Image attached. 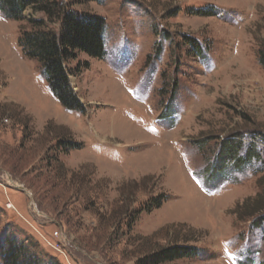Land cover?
Wrapping results in <instances>:
<instances>
[{"label": "rangeland", "instance_id": "1", "mask_svg": "<svg viewBox=\"0 0 264 264\" xmlns=\"http://www.w3.org/2000/svg\"><path fill=\"white\" fill-rule=\"evenodd\" d=\"M105 23L64 107L0 9V239L42 264H264V0H56ZM185 37L196 40V53ZM232 163L213 172L222 142ZM212 173V174H211ZM26 191L23 190V188Z\"/></svg>", "mask_w": 264, "mask_h": 264}, {"label": "trees", "instance_id": "2", "mask_svg": "<svg viewBox=\"0 0 264 264\" xmlns=\"http://www.w3.org/2000/svg\"><path fill=\"white\" fill-rule=\"evenodd\" d=\"M0 9L16 21L24 20V14L29 9L41 12L52 22H59L58 30L48 26L45 20L30 19L31 31L23 33L20 45L25 56L38 60L44 69V75L52 93L61 104L70 110H84V105L71 87L70 76L74 74L69 62L76 59L77 52L85 53L90 58L104 59L106 48L104 45L105 23L102 19L83 15L71 11L56 0H0ZM188 45L201 52L196 40L185 37ZM260 64L264 68V50L260 52ZM237 149L233 142H222V149L213 166V172L224 176L230 163L235 160ZM253 157L251 151L236 163L243 168ZM237 165L234 167L239 168ZM211 173V174H212ZM3 210L0 208V223ZM196 256V249L174 246L162 251L155 264L170 262L182 258ZM0 264H42L35 256L29 253L23 242L18 241L15 235L3 236L0 239ZM60 264V263H53Z\"/></svg>", "mask_w": 264, "mask_h": 264}, {"label": "water", "instance_id": "3", "mask_svg": "<svg viewBox=\"0 0 264 264\" xmlns=\"http://www.w3.org/2000/svg\"><path fill=\"white\" fill-rule=\"evenodd\" d=\"M23 188V187H22ZM24 191H26V189L23 188ZM27 192V191H26Z\"/></svg>", "mask_w": 264, "mask_h": 264}]
</instances>
